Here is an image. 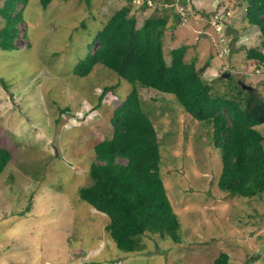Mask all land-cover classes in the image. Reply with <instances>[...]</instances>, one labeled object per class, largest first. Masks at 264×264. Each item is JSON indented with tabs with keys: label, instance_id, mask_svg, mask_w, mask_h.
Returning a JSON list of instances; mask_svg holds the SVG:
<instances>
[{
	"label": "rangeland",
	"instance_id": "obj_1",
	"mask_svg": "<svg viewBox=\"0 0 264 264\" xmlns=\"http://www.w3.org/2000/svg\"><path fill=\"white\" fill-rule=\"evenodd\" d=\"M184 1L187 19H172L175 30L164 33L167 59L171 48L185 45L184 60L205 67L201 78L213 91L233 96L243 83L264 96V66L255 72L256 63L245 59L261 36L244 20L242 0ZM125 3L53 0L43 9L40 0H28L18 48L0 50V148L11 154L0 175V264H212L220 252L230 264H264V193L247 199L217 187L221 153L212 145L211 125L192 120L171 95L138 88L165 141L157 171L164 185L174 187L173 208L183 212L179 243L146 234L138 237L141 251H120L105 231L107 216L79 198V190L93 183V146L111 137L112 110L132 85L101 64L84 77L73 68ZM161 15L149 7L137 15L136 27L141 16ZM110 86L99 105L98 91ZM90 110L95 116L89 121L75 120ZM169 158L176 162L166 165ZM177 165L186 174L175 186L167 180L179 173L165 175Z\"/></svg>",
	"mask_w": 264,
	"mask_h": 264
},
{
	"label": "trees",
	"instance_id": "obj_2",
	"mask_svg": "<svg viewBox=\"0 0 264 264\" xmlns=\"http://www.w3.org/2000/svg\"><path fill=\"white\" fill-rule=\"evenodd\" d=\"M52 1L40 0V5L45 9ZM83 1L89 6L90 0ZM176 1L126 0L93 38V51L73 68L74 75L84 77L96 64H101L132 85L124 101L112 110L111 137L93 146L95 157L88 171L93 183L78 193L79 198L92 209L107 216V236L123 252L141 251L138 237L146 234H157L178 244L183 213L173 208L174 201L169 193L173 185H164L157 171L158 164L164 162L160 152L165 141L159 137L138 88L171 95L192 120L211 125L212 145L221 153V171L216 182L221 191L247 199L264 193V135L261 131L264 126V96L256 89L245 91L238 85L233 96L213 91L201 78L205 67L196 69L194 61L184 60L188 49L185 45L171 48L167 59L163 41L165 31L167 28L175 30L172 19L180 24L183 18L188 17L184 9L186 1L180 0L182 8ZM27 2L2 1L0 50L18 48L15 46L18 25L22 24ZM147 3L162 15L141 16L143 22L136 27L137 15L150 7ZM242 3L245 4L244 20L257 27L261 36L257 47L246 50L245 59L262 67L264 0H242ZM136 11L139 12L135 16ZM252 76L257 74L252 73ZM113 87H103L102 94L98 96L99 105ZM65 111L69 110H61L60 113ZM10 159L11 154L0 148V175L7 169ZM169 159L171 161L166 165L176 162ZM120 160L125 162L120 163ZM171 171L179 174L167 181L173 180L178 186L186 173L177 165L167 170L165 176L170 177ZM229 260L227 253L220 252L212 264H230Z\"/></svg>",
	"mask_w": 264,
	"mask_h": 264
},
{
	"label": "clouds",
	"instance_id": "obj_3",
	"mask_svg": "<svg viewBox=\"0 0 264 264\" xmlns=\"http://www.w3.org/2000/svg\"><path fill=\"white\" fill-rule=\"evenodd\" d=\"M147 5L148 6H150L151 7V4L150 3H147ZM166 4H164V6H165ZM148 10V9H147ZM139 12V11H138ZM244 12H245V9H244ZM132 13H133V11H132ZM150 17V16H149ZM147 18V17H146ZM183 20H184V18H183ZM182 20V21H183ZM182 23V22H181ZM141 26V25H140ZM257 65V68H262V67H259L258 66V64H256ZM255 72H258V69H256V71ZM249 88H251L250 86H248ZM246 91V90H245ZM99 92V94H98V96L99 95H101L102 94V90L101 91H98ZM106 94H107V92H106ZM106 94H105V96L103 97V99L104 98H106ZM95 116V112L94 111H87L84 115H80V116H78V117H76L75 118V120H77V121H82V122H86V121H89L92 117H94ZM73 118V117H72ZM98 143V142H97ZM94 210V209H93ZM95 211V210H94ZM114 243V242H113ZM115 246V245H114Z\"/></svg>",
	"mask_w": 264,
	"mask_h": 264
},
{
	"label": "water",
	"instance_id": "obj_4",
	"mask_svg": "<svg viewBox=\"0 0 264 264\" xmlns=\"http://www.w3.org/2000/svg\"><path fill=\"white\" fill-rule=\"evenodd\" d=\"M240 84H241V88L243 90H246V91H249L250 90V88L248 86L244 85L243 83H240Z\"/></svg>",
	"mask_w": 264,
	"mask_h": 264
},
{
	"label": "crops",
	"instance_id": "obj_5",
	"mask_svg": "<svg viewBox=\"0 0 264 264\" xmlns=\"http://www.w3.org/2000/svg\"><path fill=\"white\" fill-rule=\"evenodd\" d=\"M93 249H95V248H93Z\"/></svg>",
	"mask_w": 264,
	"mask_h": 264
}]
</instances>
